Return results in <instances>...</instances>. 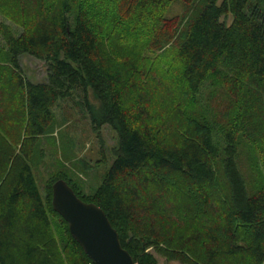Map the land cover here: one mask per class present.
Here are the masks:
<instances>
[{
  "label": "trees",
  "instance_id": "16d2710c",
  "mask_svg": "<svg viewBox=\"0 0 264 264\" xmlns=\"http://www.w3.org/2000/svg\"><path fill=\"white\" fill-rule=\"evenodd\" d=\"M175 1L7 0L15 10L8 16L23 30L2 32L0 91L7 103L0 107L9 111L8 125L0 121V264H94L52 209L51 185L59 178L105 212L135 264H158L153 250L187 264L262 263L264 182L250 193L238 156L244 142L264 153V0H182L194 13L164 79L183 103L160 118L148 113V103L173 98L150 73L139 80L134 58L148 48L139 44L144 33L154 49L172 38L157 28L156 13ZM122 30L130 48L118 39ZM23 54L45 62V82L24 77ZM125 57L131 61L120 63ZM206 86L214 99L230 96L222 112L205 100ZM73 91L83 94L96 128L115 130V157L92 193L58 173L43 196L31 169L33 145L55 105ZM175 218L185 224H171Z\"/></svg>",
  "mask_w": 264,
  "mask_h": 264
},
{
  "label": "rangeland",
  "instance_id": "374dc122",
  "mask_svg": "<svg viewBox=\"0 0 264 264\" xmlns=\"http://www.w3.org/2000/svg\"><path fill=\"white\" fill-rule=\"evenodd\" d=\"M220 1V0H219ZM192 4L184 1H175L169 6L157 11L156 23L157 28H161L162 31L172 34V38L162 42V46L158 49H154L152 46V36L144 33L141 37L142 44L146 42L147 47L141 52L138 51V57L134 58L135 65L141 72L139 80L145 81L147 75L160 80L161 85L166 88V92H169L173 99L171 102L164 104H157L154 106L152 102L147 105L148 113L153 116L163 118L167 109L171 112L175 106H181L182 98L179 93H176V87H168L170 84L164 79L167 72L170 70L173 63V57L175 47L180 41V35L186 21L193 15ZM14 7L7 2V0H0V56L4 51V39L2 32L4 27L12 30L15 35H19L22 32V27L13 23L8 15L14 13ZM118 37L119 41L124 44L125 48L131 47V40H123L126 36L124 31L120 32ZM150 37V38H149ZM113 38V37H111ZM106 49L111 52L112 43L111 40L105 43ZM138 58V59H137ZM130 62L129 57L121 58L120 63ZM20 66L24 77L32 83L45 82L47 78V70L45 62L41 59H37L31 55L23 54L19 57ZM5 66L2 63L0 57V67ZM8 67V66H7ZM9 69V67H8ZM3 70H0V73ZM171 73L167 76L171 79ZM147 79H150L149 77ZM162 83V84H161ZM1 90V89H0ZM212 88L206 86L205 100L208 97L209 101L218 102V108L214 109L216 112H222L230 96L219 93L215 96L216 99L211 97ZM78 92V91H77ZM210 93V95H209ZM80 95L74 93L71 97L60 99L53 108V119L49 121V127L47 132L38 138L33 145V155L31 157V169L35 177L39 191L44 196L46 183L56 174L64 173L70 179L75 180L82 186L83 193H92L102 182L103 176L110 167L114 160V148L117 146L116 132L108 124L102 125L100 128H96L95 124L91 121L86 102L83 98V94ZM211 97V98H210ZM88 101L94 107H98V100L94 97L91 90L88 92ZM181 101V102H180ZM0 103H7L2 92L0 91ZM170 105V106H169ZM1 106V105H0ZM169 106V107H168ZM183 110L187 111L190 115H193V111L189 106H183ZM9 108L0 107V121L4 125H8L7 117ZM159 118L156 117L155 120ZM20 135L19 139H23ZM11 138H15L11 136ZM21 143L15 144V152L20 148ZM257 147L249 145L244 142L240 146V153L238 156L239 169L245 178L249 192H254L259 185L264 182V153H261ZM220 186V192L222 194L227 193V187L224 178L221 176L218 179ZM224 193H223V192ZM172 223H178L180 225L185 224L183 220L177 218L172 219ZM53 229L57 239L62 243V231L58 225L53 222ZM61 246V245H60ZM158 264H187L178 259H169L166 255H163L156 250H153ZM261 264H264V259Z\"/></svg>",
  "mask_w": 264,
  "mask_h": 264
},
{
  "label": "water",
  "instance_id": "95a60500",
  "mask_svg": "<svg viewBox=\"0 0 264 264\" xmlns=\"http://www.w3.org/2000/svg\"><path fill=\"white\" fill-rule=\"evenodd\" d=\"M51 205L94 264H135L105 212L96 204L79 198L65 179L52 183Z\"/></svg>",
  "mask_w": 264,
  "mask_h": 264
}]
</instances>
